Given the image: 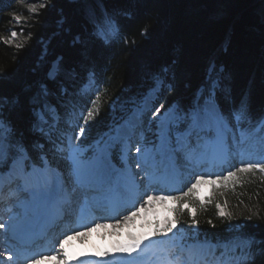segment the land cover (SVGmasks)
Returning a JSON list of instances; mask_svg holds the SVG:
<instances>
[{
  "label": "trees",
  "instance_id": "1",
  "mask_svg": "<svg viewBox=\"0 0 264 264\" xmlns=\"http://www.w3.org/2000/svg\"><path fill=\"white\" fill-rule=\"evenodd\" d=\"M16 1L0 0V98L11 101L0 118L13 129V143L21 142L34 163L48 153L50 143V135L39 130L47 124L38 110L49 114L46 106L55 104L62 111L91 71L100 93L79 141L89 158L94 142L113 130L158 78L164 79V106L177 103L188 110L200 89L209 91L221 75L222 87L216 90L223 110L255 125L264 118L261 0H46L14 26ZM108 18L116 21L118 35L104 39L97 32ZM11 31L19 33V43L7 42ZM18 155L10 149L0 172ZM245 180L237 197L216 194L201 200L192 195L188 202L195 207L194 217L183 207L185 199L178 202V237L252 239L246 264H264V175L253 170ZM224 198L229 214L221 215L218 205L226 203Z\"/></svg>",
  "mask_w": 264,
  "mask_h": 264
},
{
  "label": "rangeland",
  "instance_id": "2",
  "mask_svg": "<svg viewBox=\"0 0 264 264\" xmlns=\"http://www.w3.org/2000/svg\"><path fill=\"white\" fill-rule=\"evenodd\" d=\"M45 3H46V0H19L17 2V4H15V7L18 9V11L13 12V14H12L14 26L22 25V23H24V21H26V18L28 19L29 14H33V13L37 12V10L40 7H42V5L44 6ZM32 8H35L36 11L33 12L31 10ZM257 9L261 14L262 19L264 20V0H261V3L257 5ZM15 16L21 17L20 22H17L15 20V18H14ZM115 30H116V21L112 18H108L104 21V23L102 25H100L98 27L97 33L101 37L106 39V38L112 37L114 35ZM7 39L9 40L10 38H7ZM20 40H21V37L18 33L16 38L11 39V42L19 43ZM212 71H213V69H212ZM50 73H54V76H55L56 75V69H55V72H53V69H51ZM221 78H223V77H221V75H220V77L219 76L214 77V79H213V86L214 87L221 85V82H220ZM89 86H91V87H89ZM96 90H97L96 86H94V84L92 85V82L90 81L84 87H82L80 89V92H78L77 95L81 98H84L83 102H85L87 96L91 93V91L96 92ZM84 94H88V95L84 96ZM215 98H216V90L212 89L209 93L206 94V97H204V99H203V103L200 104L199 108L195 112H198L201 115L202 114L205 115V111H204L205 107L208 106L209 104H211L212 102H215L214 101ZM76 101H77L76 98L69 96L66 98V102L63 104L66 107L71 106L73 108L72 111L74 113L69 115V117L64 116V118H61V113L58 111V109L54 105L50 106V108H49L51 120L45 113H43V112L40 113L41 117L45 121H47V122L50 121L48 126L50 128L53 127L52 130L50 128H47L48 132L50 134H52V136H54L55 138L59 137V139H57L58 141L56 142L58 144L57 145L58 156H57V154L52 155V158H54V161L51 160L52 161L51 162L48 160V158H46L44 160V163L46 164L47 162H49L50 165L55 167L59 171V173L61 174L62 179L63 180L65 179V182L67 184H70L73 188L77 187V181H79V179L84 178V177L88 178V177L92 176V174L94 173V162H95V159H94L93 162L90 165H88V162H86V160L82 161L81 156H80L82 152L79 151L78 148L75 146V142H76L75 133L72 130L65 129V127H64V125L66 126V125H73V124L78 123L77 126H78V128H80L83 123L79 122V118L87 116L88 109H92L93 112L95 110L96 102L93 100L90 101V106L86 107V108H84L82 104H77ZM157 109H159V107H157L155 109L156 115L154 114L150 118V119H153V121H156V130L152 129V126H150V125L153 123H152V121H150L149 125L147 126L146 133L148 135H151L154 132H156V133L158 132V134L162 136V139H161L162 144L159 143L155 149H151L149 147L146 150H145V148L142 149L141 146H139V143H140V141L143 140L144 133L139 134L140 132L136 133L133 137H131L129 139V142H127V145L125 143V140H122V138L117 139L118 141L121 142L122 154H123V157L125 158L126 164L120 168V171L117 173V176L113 179L114 183L116 182V180L117 181L121 180V178H122L121 173L122 172L124 173V172H126V170L131 169L133 172V176L135 178V182H136L135 184H137V185L140 184L139 185L140 189H146V191H147L148 188L154 187V186H151L152 184H151V182H149V180L151 179L152 176L156 175L155 170L148 168L147 161L150 159V157L152 158L153 155L157 154L161 147H165L166 151H168V152L170 151V154L175 155V153L171 150L172 148L169 147L168 142L170 141L173 143L175 141H178V129L181 128L182 126H185L186 123H188L189 120H191V116L189 117L190 119H187V118L179 115L177 112L173 113L171 110H169V111H171L170 112L171 119L169 122L170 134H169V139L167 142V140L163 137L162 127H161V121L163 119L162 116L164 114L160 113V111H157ZM195 112L192 113L193 126H195V123H196L195 117H194ZM224 118L227 121V117H224ZM238 121H240V124L238 122L230 121V123L228 125L230 130H231L230 137H229V139H230L229 140L230 141L229 146L234 151H236V150L241 151V153L239 151H237V152H234L233 155H231V160H232L230 163L231 166H229L228 168H225V170H223V171L221 169L220 172L213 173V174H206V173L202 172L205 170V168H206L205 166H209V164L206 165L207 162L205 159L198 162V160H196V158L198 156H201L202 153L200 151L202 150L201 148L204 146V142L207 139L211 138V136H213V134H214V130H212V131L206 130V132L210 133V135L205 138L203 143H200L198 150L196 151V154L191 155L193 159L195 158L196 165L197 164H203V165H201L200 167H197L196 165H194L193 162H191V160L189 159L190 157L185 156V152H180V154L178 155V161L176 164V166L180 168V169H177L178 173L180 172L179 173L180 175L178 174L174 179H176V178L179 179L181 176L179 182L182 179V181H181L182 185L178 190L171 191L168 194H162V195L166 196V197L167 196H171V197L182 196L183 193L187 192L188 188H190L192 186V184L195 183L197 177L203 176V177H205V179H212V180H216L217 182H216V184L202 183V184L197 186V188L194 190V192L192 194H190L189 197H184L185 201L183 203V207L185 204H187V207L190 209L191 213L195 212V207L190 206V204L188 202V200L192 199V195H195V197H198L201 200H204V198L214 196L216 194L220 195L222 197H224L226 195L225 197H227V199H228L229 195H230V197L231 196L233 197L235 195L237 197V195L240 193L239 190L244 186V184L246 182V180H245L246 177L249 176L253 170H259V169H253L252 171H248V172H239V171H237V169H239L241 167V162L253 163V164L264 163V125L260 124L257 127L253 128L252 127L253 124L251 122L245 123L242 125L241 119H238ZM191 122H192V120L190 121V123ZM203 123H204V121H203ZM186 134L188 135V132ZM245 135H247V136L250 135L249 138H251V139L249 141L246 140L245 138L247 136L244 137ZM112 137H114V136H107L104 138V140H102V142L99 144L100 146H99L98 154H105L107 156L110 155L111 152L109 150L112 149V146H113L112 145ZM114 139L116 141L115 137H114ZM164 139H165V141L163 142ZM243 139H245L246 141L242 145V143H240V142H243L244 141ZM241 140H243V141H241ZM150 141H151V139H150ZM244 145H245V147H247V145L248 146L250 145L249 148L247 147L248 149L246 148L247 153H245V155L248 156L246 160H243L240 158L241 154H242L241 148H244ZM137 148H140L141 151L138 152ZM64 154L66 155L67 158H69V160H71L73 162V164L75 166V170H74L75 178H73L71 175H66L64 173V171H62L63 168L66 169V166L64 163V159L66 157L64 156ZM146 156H147V158L148 157L149 158L147 159ZM183 156H185L184 159H183ZM57 157H59V158H57ZM1 159L2 158H0V160ZM19 159L25 160L24 157L23 158L19 157L18 159H16L18 161L15 160L16 161L15 163L22 162V160H19ZM228 161H230V160H228ZM79 162L82 164L80 166V168H78ZM23 167H24V165H23ZM42 167H35V168L30 169V171L36 172V171H39ZM214 167L216 168V166H214ZM229 171H235L236 176L229 178V179H224V177L227 176V173ZM261 173L264 175V172H261ZM12 174H14V173H12ZM37 174H38L37 177H35L36 181H38L42 178V177H39V175L41 176V173H37ZM218 177H219V179H217ZM176 183L178 184V182H176ZM20 184H22V183H20ZM27 187H28V185H27ZM62 187H63V185H62ZM62 187H60V189H59V196L63 195V191H61V189H63ZM80 187H82V186H80ZM119 187H122V189L124 190L125 185L121 184ZM154 189H155V187H154ZM106 192H108V191L106 190L105 193ZM30 195H29V200L31 199ZM27 196H28V192H27L26 188H24L22 191H20L18 198H16L15 200L11 199V201L9 199L10 203H8V205H10V209H11L10 215L12 214L11 215L12 217H10V215H9L8 218L3 221L5 223V225H7V228L2 232V235L0 236L2 241L5 240V242H7L6 240H8L7 239L8 235L10 236L9 224H10V221L14 218L13 212L15 211L18 215L22 211V208H21V210H17L18 206H16V205L18 204L19 206H21L19 203H21L22 199H23V201H25L24 199H26ZM70 196L72 199H74V197H75V195H73V193H71ZM104 197H106L105 199L108 198L107 195H105ZM156 197H158V196L156 195ZM82 200H83V198L81 199V201ZM224 200L226 202L225 198H224ZM89 203H92V201L91 200L88 201V204ZM88 204H87V206H88ZM11 205H12V207H11ZM141 206H144V208L146 210V206L142 202V203H139L138 206H136V208L133 211H138L141 208ZM177 206H178V202L173 201V200L160 201L158 208H156V210H155L154 209L155 206H152V209H154L153 212L151 214H148V216L145 218L147 225H142L141 227L147 226L146 231L150 232V233L155 232L158 227L162 228L165 220L171 221L172 219L175 218L176 211H173V209H177ZM82 209L83 208H81L80 210H82ZM218 210H219V213L221 211H223L225 213V215L229 214V203L228 202L220 203ZM48 211H49V209L45 210L44 212L47 213ZM131 211H132V209L129 211L130 213L128 214V216L133 212V211L132 212ZM6 213H8V212L6 211ZM142 213L143 212H139L138 215L132 217V219L128 220V221H125V219L123 218V217H125V215H123L120 218L119 217L116 218L112 222V225H115L116 227L121 229L122 227L127 226V224H129V225H130V223L134 224V222L136 221V219L138 217H142V215H141ZM6 217H4V219ZM103 219H105V218H103ZM141 222H143V220ZM89 224H90V222L86 223V225H85L86 228L83 226L80 227V230L83 229L81 231L83 233V236H85L87 234V232H88L87 230H90L96 226V224H91V226ZM100 225H103V224H100ZM74 226L75 225H73V227ZM78 226H80V224ZM133 228L138 229L136 226H134ZM144 228H146V227H144ZM60 229H62V228L60 227ZM176 229H177V224H176L175 228H173L172 232L168 233L167 235L158 234L155 236H149L151 245L149 244L146 248H144L142 246L141 249H138L136 252L132 253L131 255H129L127 253H122V252L121 253L117 252L116 254L107 252L106 255L102 256L99 259V261L102 262L103 264H122V263H124V264H174V262H177V264H241V263H243V261L245 260L246 257L250 256L248 254L250 249H251V242L249 240L242 239V238H236L232 242L223 243L222 244L223 250L218 255V253H217L218 245L217 244H213L211 242L208 243V242H205L202 240H194V241L179 240V241H176L175 238H173L171 235H169V234L174 233V231H176ZM85 230L87 232H85ZM140 232L141 231H139V233ZM74 233L75 232H70L69 235H73ZM120 235H122V234H120ZM169 236H171V237H169ZM62 239L58 243L56 242L55 244H50V246L48 248L46 247L47 249L45 248V252L42 254V256H46V257L51 258V259L53 256H56V258L62 259L63 258V255H62L63 250L59 249V243L62 241ZM5 242L4 243L1 242V246L5 245V249L0 250V264H5L6 260H9V256L12 257V254H13V252L11 251V245H9L10 250H7L8 248L6 247ZM8 243L11 244V241L9 240ZM148 256H150V257L148 258ZM103 257H104V259H103ZM38 258L39 257H34L32 259H29V260H27L26 264H30V261H32L33 259H38ZM95 262H96V264H98L97 260H93L89 264H94Z\"/></svg>",
  "mask_w": 264,
  "mask_h": 264
},
{
  "label": "bare ground",
  "instance_id": "3",
  "mask_svg": "<svg viewBox=\"0 0 264 264\" xmlns=\"http://www.w3.org/2000/svg\"><path fill=\"white\" fill-rule=\"evenodd\" d=\"M57 63L54 62L53 64V72H55ZM158 91V87H155L154 89L150 90L148 92V96L146 98L145 104L149 106V104L152 103L154 100L156 94ZM211 104L215 105V113H212L208 106H204L205 109V115L199 114V120L196 121L195 126H198L201 131H206V130H214L213 136L211 138L207 139L204 142V146L201 148L202 150L200 151L201 153L203 152V149L205 151H210L211 155L203 154L201 156H198L196 160L198 162L202 160H206V162H209V166H205V170L202 171L203 173L206 174H213L216 172L215 165L221 166V164L225 165L227 162V159H231L229 154H228V149L226 148V138L228 137V123L225 120V116L221 113L219 110L217 104L215 102H212ZM143 109H139L135 111L132 116L127 119L118 129L117 135L118 136H129L130 132L139 124L140 118L142 116V111ZM164 119L162 120V127L167 124L169 116L167 114H164L162 116ZM204 121V123H203ZM188 132V131H187ZM187 132L183 135L184 138H186L184 141L185 143L187 142ZM245 135L244 137H246ZM250 135H248L245 139L250 140L249 138ZM243 139L244 141H246ZM241 140V141H243ZM246 148V147H245ZM162 147L160 148V150ZM248 149V148H247ZM161 153L164 155L162 159H160L162 162L160 163V170L158 174L154 175L151 177L149 182H151V186H154L153 188H148L147 191L146 189H140V186L135 184V178L133 176L132 170H127L126 173L123 174L122 176L123 179L120 182V184L117 185L119 187L121 184L125 185L124 190H122V194H117L116 192V187H114L113 191L107 190L108 192L105 193V195L109 197L115 196L116 198H119L120 201H122L118 206H124L127 203L130 202V200L137 199V203H142L146 206V210L141 214L142 217H138L134 224H127V226L122 227L121 229L116 227L115 225H112V222L116 218H120L121 216L125 215L128 216L130 213L129 211H125L123 213H120V216H110L111 212L117 211V207H110L108 208V213L110 217L107 219H100V217L94 218V212H93V204H94V199H92V203H89L88 206H85V209H82L79 211V217H78V224L76 228H70L64 235L63 237L65 238L66 236H72V239L68 240L67 243L64 246L63 251H67L69 255L72 257L71 259H66L63 255V258L59 259H42L40 260V264H59L60 261H66V264H89L93 260L99 261V259L104 256V255H98V253H117L119 251H113V248L116 244L118 243H124L127 242L130 235H148L150 232H147V226L141 227L142 225H147L146 224V217L148 214H151L153 210L158 208L159 206V200H154L152 205H147L146 204V198L148 195H152L154 197L161 196L162 194H168L172 188L174 189L175 186L179 185V179H174L179 173L177 168L175 166V155L170 154V152L166 151V148L161 150ZM153 154V153H152ZM147 155V154H146ZM150 156V155H149ZM154 156V155H153ZM157 154H155V157ZM147 158V156H146ZM149 158V157H148ZM147 158V159H148ZM242 158V157H241ZM149 162L154 163L153 158L150 157L148 160ZM105 161L99 156L97 158V167H96V172L94 177L96 179H100L101 183L102 181L105 182L107 179V176L104 175V166H105ZM169 164V165H168ZM23 161L22 162H17L14 164L13 170L14 173L16 172H21L23 170ZM226 166V165H225ZM109 168V167H108ZM42 173V178L38 181L33 180L31 178L32 175L25 177L26 181L25 183L28 185V191L30 192L31 199L22 201L21 203V208L22 211L17 215V213L14 211V218L10 221L9 224V230H10V236L8 235V240L5 242V240L2 241L0 238V250L5 249V245L1 246V242H5L6 247L8 248L7 250H10L9 247V240L16 244L20 243H30V241L33 240V238L38 234V232L34 233L33 232L27 233L25 232V228L27 225L31 224L32 222L35 221V217L39 216L42 220L43 217L46 218H51L55 217V206L56 204L60 203L61 201H66V199L60 198L57 202L51 201L47 197H43L41 188L42 186L46 188H51L52 190L57 189V194L59 195V189L62 187L63 179L59 171L50 165L48 163L44 169L39 171ZM178 182V184L176 183ZM45 184V185H43ZM156 184V185H155ZM142 188V187H141ZM147 192V193H146ZM64 195V194H63ZM106 197H101L99 200V203H103ZM20 204V203H19ZM18 205V204H17ZM16 205V206H17ZM44 206H46V210L49 209L47 213L44 211ZM152 206H155L154 209H152ZM90 208L91 213L90 217L84 218L83 219V212L84 210ZM149 210V211H148ZM104 216V215H103ZM102 217V216H101ZM123 217V218H125ZM143 220V222H141ZM90 222L91 224H103L100 225V227H93L90 230H85L87 234L83 236V233L81 232L83 229L80 230V227H85L86 228V223ZM1 224L5 225L4 222H1ZM80 224V226H78ZM34 225L36 226L37 223L35 222ZM136 226L138 229L133 228ZM7 228V225H5L4 228H0V236L2 235V232ZM79 228V229H78ZM89 228V227H88ZM60 229V228H59ZM139 231H141L139 233ZM70 232H75L73 235H69ZM82 234H81V233ZM122 234V235H120ZM62 237V238H63ZM63 238V239H64ZM62 239V241H63ZM150 243V239H146L141 247L143 246L146 248ZM151 245V244H150ZM40 246V247H39ZM37 250L41 249L43 251V247L41 244H36L34 245ZM17 251V250H16ZM29 253H27V256L24 257V254L21 256H16V254H13L11 260H6L5 264H26L27 260L32 259L33 256L31 254V249L28 250ZM121 253V252H120ZM119 253V254H120ZM61 254V253H60ZM118 254V255H119ZM106 257V256H105ZM104 259V257H103ZM215 260V259H214ZM102 261V260H101ZM100 262V261H99Z\"/></svg>",
  "mask_w": 264,
  "mask_h": 264
},
{
  "label": "snow or ice",
  "instance_id": "4",
  "mask_svg": "<svg viewBox=\"0 0 264 264\" xmlns=\"http://www.w3.org/2000/svg\"><path fill=\"white\" fill-rule=\"evenodd\" d=\"M31 10L33 12L36 11L35 8H32ZM14 18L17 22H20V20H21L20 16H15ZM17 35H18V33L16 31H11L10 39L7 42L10 43L11 39L16 38ZM22 46L23 45H21V44L17 45V47H22ZM49 75L54 76V73H50ZM10 103H11V101H9L5 98H0V110H2L6 105H8ZM161 107H163V105H161ZM208 108L212 113H215V105L214 104H209ZM157 111H159V109H157ZM194 117H195V121H198L199 120V113L195 112ZM92 118H94L93 117V111H92V109H88L87 116L84 117V120H85V122H87V120L92 119ZM236 119H239V116H237ZM261 124L264 125V121H261ZM84 132H85V128L83 126H81L79 129V134L83 135ZM14 135H15L14 131L10 127L8 122L5 121L4 119L0 118V158H4L8 154V151L10 149H13V148L18 153H20L21 158H23L24 151H25L24 147H23L22 143L19 141H16L15 143H13ZM137 151L139 152V151H141V149L137 148ZM253 169H259L261 172H264V163L253 164V163L241 162V167L239 169H237V171L248 172V171H252ZM235 176H236L235 171H229L227 173V176L224 177V179H229V178H232ZM217 179H219V177ZM216 182H217L216 180L205 179V177H203V176L197 177L195 183H193L192 186L190 188H188L187 192H184L182 196H175V197L167 196L166 197V196L161 195L158 197H154L152 195H148L146 198V204L150 206L153 204L154 200H160V201L173 200L176 202H180L184 199V197H189L190 194H192L194 192V190L197 188L198 185H200L202 183L216 184ZM41 191H42V193H45L47 191V188L42 186ZM61 191H63V189H61ZM184 207H187V204H185ZM218 207H219V205H218ZM144 211H145L144 206H141V208L138 211H133L129 216H126L124 219H125V221L131 220L132 217L138 215L139 212H144ZM173 211H179V209H173ZM192 214L194 217L195 212H193ZM220 214L225 215V213L223 211H221ZM177 222L178 221L175 218L172 219L171 221L165 220L163 227L162 228L158 227L156 229V231L153 233H150L148 235L142 234V235H138V236L137 235H130L127 242L116 244L113 248V251H119V252L127 253V254L131 255L132 253L136 252L138 249H141V245L143 244V242L146 239L149 238V236H155L158 234L167 235L168 233L172 232V230H173V228H175ZM192 222H193V224H195L196 223L195 219H193ZM4 227H5V225L0 224V228H4ZM96 227H100V225L97 224ZM70 239H72V236H66L65 239L59 243V249L64 250L65 244ZM63 255L66 259L72 258L66 250L63 251ZM98 255H106V253H98ZM253 258H254V256H253ZM11 259H12V257L9 256V260H11ZM42 259H48V257L40 255L38 259H33L32 261H30V264H40V260H42ZM52 259H56V256H53ZM59 264H66V261H60ZM174 264H177V262H174Z\"/></svg>",
  "mask_w": 264,
  "mask_h": 264
}]
</instances>
